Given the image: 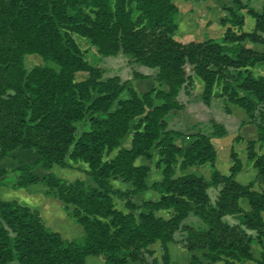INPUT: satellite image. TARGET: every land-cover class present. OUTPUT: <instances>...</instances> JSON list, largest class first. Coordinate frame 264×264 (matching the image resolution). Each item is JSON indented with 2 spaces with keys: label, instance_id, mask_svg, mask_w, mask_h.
I'll return each mask as SVG.
<instances>
[{
  "label": "trees",
  "instance_id": "obj_1",
  "mask_svg": "<svg viewBox=\"0 0 264 264\" xmlns=\"http://www.w3.org/2000/svg\"><path fill=\"white\" fill-rule=\"evenodd\" d=\"M247 11L253 18L249 31L240 28L242 17H234L238 29L227 27L220 38L181 42L173 37V0H0V160L17 148L36 150L34 161H16L12 186L44 184L45 194L59 199L84 230L65 239L37 209L0 198V264H87L90 255L101 256L103 264H175L167 244L175 242L189 214L200 224H183L180 241L189 252L203 251V260L191 255L190 264H244L252 258L251 242L264 238V191L235 180L241 163L233 152L228 174L215 167L210 136H223L226 129L213 122L210 135L198 133L181 148L175 144L180 132L166 129L165 122L166 113L180 105L176 96L182 85L197 79L204 103L214 95L223 97L226 109L233 105L255 126L247 159L264 177V73L253 71L264 65V50L245 45L264 44V0L260 11ZM73 33L103 56L121 52L131 63L154 69V80L164 88L140 95L131 88L129 97L118 98L125 82L119 76L102 77L81 55ZM27 53L38 54L43 64L26 71ZM86 113L89 127L76 136L75 123ZM256 142L261 153L254 149ZM152 147L164 166L162 178L148 184L149 167L140 159H151ZM113 150L112 158H104ZM78 162L86 164L90 182L51 171L54 164L73 168ZM177 164L181 170L209 164L210 177L176 175ZM38 166L47 170L42 177L33 172ZM5 171L0 166V175ZM110 178L131 188H115ZM210 187L218 188L213 203ZM147 189L158 198L135 203L133 196ZM114 197L124 201L126 210L115 206ZM160 210L172 212L162 216ZM156 241L162 254L149 262L147 256L154 255L149 246ZM256 264H264V253Z\"/></svg>",
  "mask_w": 264,
  "mask_h": 264
},
{
  "label": "rangeland",
  "instance_id": "obj_2",
  "mask_svg": "<svg viewBox=\"0 0 264 264\" xmlns=\"http://www.w3.org/2000/svg\"><path fill=\"white\" fill-rule=\"evenodd\" d=\"M173 2L177 7V13L175 15L177 27L173 33V37L181 42H188L202 41L209 38H220L227 27L238 29V26L235 25L233 21L236 17L243 18V24L240 28L249 31L253 26V18L248 15L247 10L252 8L256 11H260L262 0H239V2H234L233 0H173ZM72 36L80 49L81 55L87 62L100 69L102 77L119 76L120 80L125 82V89L119 94L118 98L129 97V89L131 88L134 89L138 95L148 91H151L153 94L157 89L164 88L154 80V69L131 63L121 52L112 56H103L85 37L74 33ZM245 45L250 46L255 50H264V44L250 43L246 41ZM41 64H43V60L38 54L27 53L24 55V68L26 71ZM186 69L190 72L189 65ZM253 71L254 73H264V65L253 68ZM136 74L139 75L136 76ZM83 76L84 73H81L78 74L77 77L82 78ZM214 90L217 91V88ZM200 93L201 84L197 79H193L191 84L182 85L176 96V100L180 105L171 108L165 115L166 129H174L180 132V135L175 138V144L183 148L188 146L198 133L210 135L214 129L213 122H216L223 125L226 129V134L223 136H210L213 146L216 147L218 151L219 163L222 168L225 169L227 164H229L230 168L233 164L230 155L231 152L236 156H239V158L247 160V140L256 138L255 126L250 123L248 116L231 104L228 105V108L226 109L224 98L220 96H212L210 102L206 104L200 98ZM153 103L158 104L159 101L154 98ZM115 105L116 102L113 103L111 109ZM100 115L103 114H97V116ZM88 118L89 113H86L80 122L75 123L76 136H79L83 131L88 129ZM131 132L132 131L130 130L127 136H129ZM124 141L125 139L122 140V143H124ZM254 149L257 153L263 151L259 142L255 143ZM115 153L116 150H113L112 152L105 154L104 158H112ZM151 154V159H140L141 162L149 167L147 178L148 184L162 178V169L164 166L163 163L159 162L160 157L155 147L151 148ZM250 162L251 161L248 160L247 166H244V169L239 173V180H250L249 182L252 183L251 178L253 175L251 173ZM3 168L6 169L3 174L7 175L6 182L11 183L13 178L12 173L14 172L12 169L13 167ZM55 168L56 170L62 169L59 166H56ZM84 168H86L84 162L74 164L73 168H69L70 172L67 173L70 178H68V180H74L77 176H80L79 179L90 182V178L85 174ZM74 169L77 171H74ZM183 172L188 171H186V169L181 170L177 164L175 166V174L180 175ZM114 180L120 179L110 178L112 186L115 184L113 183ZM208 194L210 201L213 203L217 198L218 188L210 187L208 189ZM136 195L133 196V200L138 204L143 200H149L148 198H152L150 200H156L159 196V194L152 189L146 190L144 196L147 199H141L140 197H136ZM114 203L117 208L126 210L124 201L114 197ZM240 205L243 208L247 207L245 200H241ZM68 208L72 209V206L69 205ZM65 211L67 215L70 216L66 209ZM140 211L142 210L135 211L134 213L137 214ZM171 212V210H160L159 214L162 216H169ZM262 216L264 217V213ZM224 219L229 223L237 222L232 216H225ZM183 224L198 226L200 222L191 214L182 221L181 226L174 234L175 242H169L171 244L170 248L167 244L171 261L175 264H190L191 255L203 260V251L194 250L189 252L183 247L180 241L184 236V231L182 229ZM252 233L255 234L254 232ZM149 249L154 250V255L147 256V260L151 262L154 257L159 259L162 254L160 243L158 241L152 243L149 246ZM251 253L252 258L244 264H256L257 260L261 258L264 253V238H261V241L254 239L251 242ZM86 263L103 264V259L101 256L90 255L86 258ZM11 264L17 263L12 262ZM129 264L141 263L139 261H130ZM218 264H223V262H219Z\"/></svg>",
  "mask_w": 264,
  "mask_h": 264
},
{
  "label": "crops",
  "instance_id": "obj_3",
  "mask_svg": "<svg viewBox=\"0 0 264 264\" xmlns=\"http://www.w3.org/2000/svg\"><path fill=\"white\" fill-rule=\"evenodd\" d=\"M254 139V138H252ZM216 150V159H215V167L223 174H228L229 164H227L226 168L223 169L222 166L219 163V156L218 151ZM37 152L36 150L32 149H22L17 148L15 149L10 157H3L0 160V166L1 167H14L16 161H24V162H32L36 159ZM241 163V168L238 171V173L234 176L235 180L243 183H248V181H241L239 180V173L244 169V166H247L248 159L243 160L242 158H239ZM247 161V162H246ZM251 166V173L253 177L252 180V188L257 191H263L264 190V177L258 176L256 169L252 166V162H250ZM57 165L54 164L51 167V171H53L58 177L68 179L70 169L69 168H62L59 170H56ZM85 169V168H84ZM210 170L211 167L209 164H202V165H192L187 167L186 171L188 172H194L198 175L204 176L206 179L210 177ZM74 171H77L74 169ZM33 172L39 176L42 177L47 170L41 167H36ZM13 178L11 183H7V175L0 176V198L3 200H12L16 199L20 203L27 205L31 208L37 209L42 216V219L44 223L49 226L52 230L57 231L63 238L65 239H73L75 237H78L83 234L84 230L81 224L74 221V219L67 215L64 204L57 198L48 196L45 194L46 186L40 182L27 185L26 187H13L12 184L17 179L18 173L17 171H14L12 173ZM80 178V176L76 177ZM70 179V178H69ZM115 184H113V187L126 190L130 189L131 185L130 183H124L120 180H114ZM145 192L138 193L136 197H140L141 199H147L145 198ZM11 196V197H10ZM152 199V198H148ZM155 199V198H153ZM247 208V207H245ZM159 213V212H158ZM170 243H168V247L170 248ZM88 257V256H87ZM86 257V258H87Z\"/></svg>",
  "mask_w": 264,
  "mask_h": 264
}]
</instances>
